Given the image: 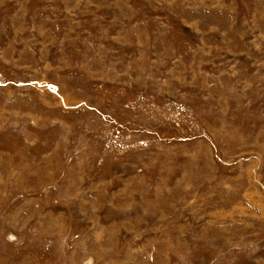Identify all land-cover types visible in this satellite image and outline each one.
<instances>
[{
  "label": "rangeland",
  "instance_id": "rangeland-1",
  "mask_svg": "<svg viewBox=\"0 0 264 264\" xmlns=\"http://www.w3.org/2000/svg\"><path fill=\"white\" fill-rule=\"evenodd\" d=\"M0 264H264V0H0Z\"/></svg>",
  "mask_w": 264,
  "mask_h": 264
}]
</instances>
